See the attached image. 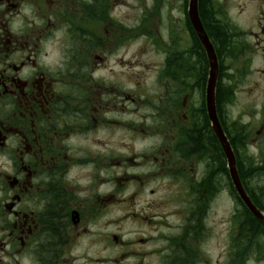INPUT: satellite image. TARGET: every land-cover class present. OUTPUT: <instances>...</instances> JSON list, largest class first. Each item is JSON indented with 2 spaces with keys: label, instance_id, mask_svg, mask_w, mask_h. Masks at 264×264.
Masks as SVG:
<instances>
[{
  "label": "flooded vegetation",
  "instance_id": "af4514ba",
  "mask_svg": "<svg viewBox=\"0 0 264 264\" xmlns=\"http://www.w3.org/2000/svg\"><path fill=\"white\" fill-rule=\"evenodd\" d=\"M207 1L212 25L202 0L200 17L219 61L210 108L211 65L188 12L180 31L166 29L153 99L138 93L136 27L121 0H0V264H243L238 244L245 257L263 252L251 242L264 232L245 228L243 206L232 210L217 132L249 192L250 163L264 159V0ZM142 107L139 133L157 124L160 139L137 156L103 133L136 131ZM225 198L221 262L213 240Z\"/></svg>",
  "mask_w": 264,
  "mask_h": 264
},
{
  "label": "rangeland",
  "instance_id": "374dc122",
  "mask_svg": "<svg viewBox=\"0 0 264 264\" xmlns=\"http://www.w3.org/2000/svg\"><path fill=\"white\" fill-rule=\"evenodd\" d=\"M162 0H135L134 9L132 5V0H121L122 7L120 11L122 13H127L129 10V14H127L129 20L127 22L130 28H135V39H134V47L136 49L137 56V68H136V84L138 88V93L146 96H151L155 99L154 96L158 94L159 86L161 85L158 82V76L164 62V52L162 51V47L165 41V34L167 27L173 29L175 32L180 31L183 23H184V11L187 12L188 0H163V5H161ZM233 3L239 5L238 0H235ZM212 4V3H211ZM235 4L231 5L232 11L237 13V9L235 8ZM187 8L185 10V8ZM156 7H166L164 8L165 13V21L161 19H157V11ZM128 8V9H127ZM238 16V15H234ZM167 19V22H166ZM165 22L167 24H165ZM235 22H240L238 19H235ZM241 101H244V96H240ZM149 111H147L144 107L138 110L137 116V130L135 131L133 128L124 126L113 127L112 131L105 130L104 136L107 137L109 135H113L121 139V143H126L128 145L134 146L137 149V156H141V154L150 148H154L159 144V130L160 127L157 124L154 125H145L144 128L147 130L145 136H142L139 133L140 123L143 119L144 115H147ZM124 120L125 124H127L128 115H125L121 118ZM112 141H108V148L106 150L111 151L113 147V143L116 141L115 139H110ZM251 170L247 173V177L250 178L247 183L249 189L254 195L264 203V159L259 161L258 166L254 165V163H250ZM253 166L255 167L254 169ZM148 168H142L141 171H147ZM256 170V171H254ZM234 191V197H235ZM260 195L261 198L257 196ZM237 196V195H236ZM225 205L220 206L217 204V213L215 219V230H214V256L216 261L221 260L223 262L224 254L223 249L221 247L222 237L221 231L224 229L223 227V218L225 210L228 212V201L227 198L223 199ZM232 210L237 213L241 207V204L235 201V198L231 200ZM226 207V208H225ZM237 211V212H236ZM122 230L125 232L132 231L134 228L130 223L122 224ZM252 246L258 248L263 247L264 243L261 238L255 237L252 242ZM264 254V248H263ZM256 252V253H255ZM254 254H258L259 250L256 249ZM222 256V258H221ZM248 259V260H247ZM247 264H264V261L257 260L255 256L247 257Z\"/></svg>",
  "mask_w": 264,
  "mask_h": 264
},
{
  "label": "water",
  "instance_id": "95a60500",
  "mask_svg": "<svg viewBox=\"0 0 264 264\" xmlns=\"http://www.w3.org/2000/svg\"><path fill=\"white\" fill-rule=\"evenodd\" d=\"M189 14H190V18L191 21L193 23V26L196 30V32L198 33L201 42L203 43L208 56H209V60H210V64H211V81L210 84L208 86V105L209 108L214 105V99H215V84H216V80H217V73H218V62H217V57L216 54L214 52V49L204 31L203 25L200 21L199 18V14H198V0H190L189 3ZM218 134V138L220 139V142L222 143V146L224 147L226 154H227V158L229 160V162L231 163V171H232V178H233V182L235 185L236 190L239 193L240 198L243 200L244 204L248 207V209L250 210V212L257 217L259 220L264 221V213H262L253 203V201L250 199V197L248 196L247 192L245 191L238 172H237V168H236V161H235V157L234 154L230 148V145L227 143L224 135L220 132H217Z\"/></svg>",
  "mask_w": 264,
  "mask_h": 264
},
{
  "label": "trees",
  "instance_id": "16d2710c",
  "mask_svg": "<svg viewBox=\"0 0 264 264\" xmlns=\"http://www.w3.org/2000/svg\"><path fill=\"white\" fill-rule=\"evenodd\" d=\"M205 2H208V1L207 0H204L203 1L202 0V5H203V7H202V16H203V18H204V20H205L206 23L212 25V23H211L212 18L210 16V13H209V10H208L209 9V6L208 5L206 6L205 5ZM213 33L216 36L215 38H216L217 42L220 43V44H223L224 41L226 40L225 37L222 38L219 35V32L216 31V29L213 31ZM241 227H242V224H241ZM247 227L250 229V231L252 230V232H254V234L255 233H258V232H264V223L261 222V221H259V220H257L256 218H254L251 215L249 216L248 222L245 225V228L246 229H247ZM241 230L243 232V227L241 228ZM248 234H250L251 236H253L250 232ZM242 239L243 238H241V237L239 238V240H242ZM239 240H237V242H239ZM237 247H238L237 252L234 253V257H235L234 262H239V263L240 262H244V260H242V257L244 255L241 253L240 250H241V247H246V245L243 242L242 244H238ZM254 255H256V257L258 258V260H262V258L264 257L263 252H260L258 254H254Z\"/></svg>",
  "mask_w": 264,
  "mask_h": 264
}]
</instances>
